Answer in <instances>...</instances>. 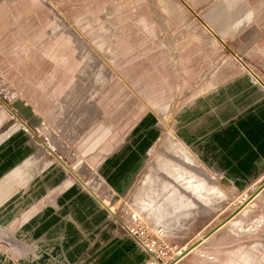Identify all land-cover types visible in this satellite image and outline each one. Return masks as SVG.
<instances>
[{"label": "rangeland", "instance_id": "1", "mask_svg": "<svg viewBox=\"0 0 264 264\" xmlns=\"http://www.w3.org/2000/svg\"><path fill=\"white\" fill-rule=\"evenodd\" d=\"M245 99L264 104V0H0V176L15 161L5 148L28 137V159L0 180V209L23 210L39 177L59 174L107 209L139 264L149 254L128 229L169 256L210 237L178 264H248L257 248L264 264V154L224 164L180 135L197 102L206 120ZM136 144L127 184L104 182V163ZM20 220L0 223L1 256Z\"/></svg>", "mask_w": 264, "mask_h": 264}, {"label": "crops", "instance_id": "2", "mask_svg": "<svg viewBox=\"0 0 264 264\" xmlns=\"http://www.w3.org/2000/svg\"><path fill=\"white\" fill-rule=\"evenodd\" d=\"M57 53L63 57L60 50ZM34 57L33 53L26 56L20 66L29 70ZM252 101L228 105L221 114L205 117L206 120L199 119L205 103L197 102L182 114L180 135L190 146L200 148L207 158L222 154L224 164L237 161L248 168L247 164H252L257 155L264 154V104ZM240 105L251 108L238 116L236 108ZM127 111L125 106L119 107L114 119ZM27 142L26 135H19L5 148L15 160L8 172L28 159L22 162L28 152ZM143 151L137 146L111 156L101 168L104 182L122 189ZM39 178L36 187L23 194L20 202L24 204L23 210L20 207L0 209V223L10 225L14 219L21 218L12 236L14 246L9 254L0 255V264H139L143 260L144 255L139 253L134 241L111 221L107 209L99 207L84 186L70 184L59 174ZM230 223L233 228L237 225L234 221Z\"/></svg>", "mask_w": 264, "mask_h": 264}, {"label": "built area", "instance_id": "3", "mask_svg": "<svg viewBox=\"0 0 264 264\" xmlns=\"http://www.w3.org/2000/svg\"><path fill=\"white\" fill-rule=\"evenodd\" d=\"M129 234L132 237H135L139 244L145 249V251L149 254V260L146 264H171L173 261H175L177 258H179L182 254H180L182 251H178L174 253L173 256H169V252L165 251L163 249H156L155 245L156 242H152L151 244H145L141 240V236L144 235V231L141 232V236H137L138 232H134L133 230L128 229ZM141 237V238H140ZM177 257V258H176ZM176 258V259H175Z\"/></svg>", "mask_w": 264, "mask_h": 264}, {"label": "bare ground", "instance_id": "4", "mask_svg": "<svg viewBox=\"0 0 264 264\" xmlns=\"http://www.w3.org/2000/svg\"><path fill=\"white\" fill-rule=\"evenodd\" d=\"M259 196V195H258ZM257 196V197H258ZM252 201L253 200H251V201H247L246 203V206L248 205H251V204H253L252 203ZM245 206V207H246ZM247 206V207H248ZM243 208L239 213H241L242 211L244 212L245 210H246V208ZM238 213V214H239ZM237 214V215H238ZM237 215H235L233 218H231L230 220H228L227 222H224L223 223V226L221 227V229L223 228V227H225L227 224H229ZM210 237H204V238H202L201 240H200V242H199V244H194L191 248H187V247H185L184 249H183V251L180 253V254H182L179 258H177L175 261H173L171 264H178L180 261H182L185 257H187L188 255H190L195 249H197L199 246H201L202 244H204L208 239H209ZM261 252V248H257V249H255L254 251H253V253L250 255V256H248V264H253L254 262H255V259H257V258H255L259 253ZM263 260H264V257H263ZM260 261H262V260H260ZM247 263V262H246ZM261 264V263H260Z\"/></svg>", "mask_w": 264, "mask_h": 264}, {"label": "water", "instance_id": "5", "mask_svg": "<svg viewBox=\"0 0 264 264\" xmlns=\"http://www.w3.org/2000/svg\"><path fill=\"white\" fill-rule=\"evenodd\" d=\"M262 189H264V185L261 187V189L259 190V192H260ZM259 192H258V193H259ZM255 196H256V195H255ZM222 225H223V224H222ZM222 225H221V226H222Z\"/></svg>", "mask_w": 264, "mask_h": 264}]
</instances>
